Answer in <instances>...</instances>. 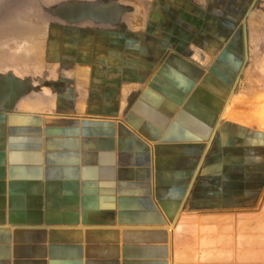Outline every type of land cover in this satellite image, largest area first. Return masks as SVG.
<instances>
[{
    "label": "crops",
    "instance_id": "1",
    "mask_svg": "<svg viewBox=\"0 0 264 264\" xmlns=\"http://www.w3.org/2000/svg\"><path fill=\"white\" fill-rule=\"evenodd\" d=\"M163 2L51 44L30 0L0 3V264H264V129L225 111L238 47Z\"/></svg>",
    "mask_w": 264,
    "mask_h": 264
},
{
    "label": "rangeland",
    "instance_id": "2",
    "mask_svg": "<svg viewBox=\"0 0 264 264\" xmlns=\"http://www.w3.org/2000/svg\"><path fill=\"white\" fill-rule=\"evenodd\" d=\"M3 1L5 2V0H0V3ZM163 1V14L174 17L175 32L182 33L190 27L196 30L199 25L201 28L205 26L204 31L210 37L215 35L212 39L219 44L221 50H225L229 44L238 47V82L235 88L238 97L233 99L225 111L236 116L237 121L256 127L262 126L264 129V107L259 108L262 104L260 100L264 99V37L259 38L255 53L250 54L249 57L244 47L247 26H250L256 34H264V0ZM167 1L173 3V6H167ZM139 2L140 0H30V3L25 4V6L30 9L35 7L38 11L47 14L49 18L47 22L49 24L47 44H51L54 40L55 30L59 25H62L61 28L70 29L88 21L94 28H100V26L114 28L121 25V19L124 15L135 14V12L141 13L140 11L146 12V7H141ZM148 8L151 10V5ZM185 12L190 13L192 17L194 16L193 20L190 19L188 22L189 16L188 19H185L188 15ZM73 14H78L79 18L84 19L78 21L67 19L68 16L76 18ZM81 15L85 17H80ZM249 16L251 20L247 22ZM194 19L196 20L195 24ZM235 29L236 33L233 35ZM196 39V37L191 38L190 44H194ZM230 39L232 43H229ZM198 40L197 45H208L209 36L204 37V40L200 37ZM200 40L202 41L200 42ZM52 50L53 46H51ZM247 57L249 61H247ZM47 59H54L53 54H47ZM248 62L251 66H246ZM258 109L263 114L261 117L254 114Z\"/></svg>",
    "mask_w": 264,
    "mask_h": 264
},
{
    "label": "bare ground",
    "instance_id": "3",
    "mask_svg": "<svg viewBox=\"0 0 264 264\" xmlns=\"http://www.w3.org/2000/svg\"><path fill=\"white\" fill-rule=\"evenodd\" d=\"M260 102L262 103V104H260L261 106L259 107V108H262V107H264V99H261L260 100ZM257 106H258V104H256ZM251 112V111H250ZM254 114L256 115V116H258V115H260V117H261V115H263L262 114V112H261V110H256L255 112H254ZM258 114V115H257ZM231 117V116H230ZM232 119H238L236 116H233L232 115ZM250 123H252V121H250ZM263 127H264V125H263ZM257 128V127H256Z\"/></svg>",
    "mask_w": 264,
    "mask_h": 264
},
{
    "label": "water",
    "instance_id": "4",
    "mask_svg": "<svg viewBox=\"0 0 264 264\" xmlns=\"http://www.w3.org/2000/svg\"><path fill=\"white\" fill-rule=\"evenodd\" d=\"M73 15H75L76 16V18H71L70 16H68V18L67 19H72V20H76V21H78V20H83L84 18H79V15L78 14H73ZM72 16V15H71ZM80 17H85V16H83V15H81ZM86 17H88L87 15H86Z\"/></svg>",
    "mask_w": 264,
    "mask_h": 264
}]
</instances>
